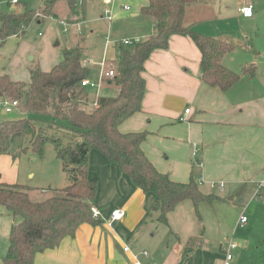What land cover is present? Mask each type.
I'll return each instance as SVG.
<instances>
[{"label":"crops","instance_id":"0c3cea01","mask_svg":"<svg viewBox=\"0 0 264 264\" xmlns=\"http://www.w3.org/2000/svg\"><path fill=\"white\" fill-rule=\"evenodd\" d=\"M101 2L100 19L107 7ZM243 5L235 7L236 15L251 20L254 10L251 18H244L239 13ZM194 6L186 9V26L235 43L226 35H213L210 29L198 27L194 20L188 22ZM64 19L80 27L86 21L85 9L79 10L76 18L65 11ZM156 32L155 23L143 40ZM78 41L75 44L82 46L83 40ZM106 43L108 55L102 62L114 64L113 46L109 40ZM253 49L250 46L246 51L256 57ZM200 59L199 50L188 37L171 36L168 48L154 51L144 64L141 111L122 122L118 130L122 134L146 133L141 149L158 172L176 183H187L192 178L203 194L218 199L201 202L198 214L191 201H184L167 214V224L159 223V214L153 210L156 197L144 194L116 165L91 151L88 175L97 184L92 207L100 212L98 220L81 224L73 237H65L56 248L36 254L33 264H134L136 260L141 264H223V249L230 241L237 245L231 264H264V70L261 73L254 64L253 77L243 75L228 91L221 92L202 82ZM250 63H255L253 58L236 53V49L222 59V64L234 72ZM105 87L113 93L109 97L116 95L115 87ZM185 109H190L189 114L185 115ZM181 117L186 121L181 122ZM28 175L34 179L33 173ZM43 181L52 185L54 180L46 175ZM0 182L20 183L17 158L0 156ZM211 183L224 186L212 188ZM237 194L243 199L239 207L232 208L234 214L227 202L239 198ZM117 209L124 216L109 228L106 222ZM241 216L247 219L242 227ZM16 222L18 219L0 207L1 239L8 242ZM125 246H129V252L123 251ZM7 247L0 250V264Z\"/></svg>","mask_w":264,"mask_h":264},{"label":"trees","instance_id":"16d2710c","mask_svg":"<svg viewBox=\"0 0 264 264\" xmlns=\"http://www.w3.org/2000/svg\"><path fill=\"white\" fill-rule=\"evenodd\" d=\"M43 1L38 15L27 7L18 14L0 12L1 44L9 37H20L35 19L58 18L55 7L59 2L69 16L76 18L77 5L86 0ZM202 1L146 0L140 14L155 20L156 34L132 47L119 44L120 61L116 68L113 64L114 76L104 79L105 85H112L117 93L114 97H98L90 111L86 110L88 86H81L82 81L89 80L90 70L83 66L80 43L66 48L62 60L49 71L31 70L27 83L0 75V102L15 101L22 113L18 120L0 122V156L16 159L30 148L42 158L46 143L51 141L69 182L42 201L32 200L27 187L0 182V207L18 219L10 229L2 264H33L36 254L56 248L65 237H73L81 224L96 222L90 211L97 194V184L88 175L91 151L99 152L116 165L144 194L156 197L153 210L159 214V223L167 224V214L184 201H191L198 214L201 202L218 199L203 194L192 178L187 183H176L158 172L141 149L146 133L122 134L118 130L122 122L141 111L144 64L154 51L168 48L171 36H185L195 44L201 55V80L211 88L226 92L241 76H254V64L241 66L239 72L222 64L223 57L237 49L235 43L225 37L203 35L185 25L186 9ZM67 20L68 24H75ZM46 128L65 129L75 138L63 146L60 138L49 139L45 135ZM25 137H30L28 147L21 144ZM13 145L18 147L16 153L12 151Z\"/></svg>","mask_w":264,"mask_h":264},{"label":"rangeland","instance_id":"374dc122","mask_svg":"<svg viewBox=\"0 0 264 264\" xmlns=\"http://www.w3.org/2000/svg\"><path fill=\"white\" fill-rule=\"evenodd\" d=\"M101 1L86 0L85 3L77 5L78 10L84 8L86 13V21L80 25L79 30L73 27L77 24H69L68 27L60 24V22L67 23V21L64 19L65 6L62 2H59L55 7L58 18L35 19L20 37L12 36L7 38L3 44L0 42V74H7L14 81L27 83L29 80L28 74L31 70L49 71L62 60V54L66 48H72L76 40H83L81 56L84 61L90 62L88 66L90 70L89 80L94 84V87L88 86L85 90L89 98V100L87 99L86 110L90 111L92 109V104L98 97L113 95L110 89L105 87L103 74L106 68L105 66L102 67L103 65L100 63L103 61L102 58L106 59L108 55L105 51L108 49L106 40H109L110 45L113 46L117 60L114 63L116 68L117 63L120 61L118 42L126 41L128 43L127 47H132L146 36H149L151 25L154 24L155 27L156 22L153 23L155 20L152 18L139 15L140 8L145 5L146 0H113L112 7H110L113 18L109 20L106 15H103L100 19ZM239 4L250 5L253 8L254 17L251 20L238 18L235 7ZM43 6V0H0V12L5 15L21 13L25 7L38 15ZM114 6L116 7L115 11ZM123 6H129L130 11H124ZM191 12L192 16L189 15L188 22L193 20V22H198V27L210 29L213 35L223 34L228 36L238 46L236 53L251 56L255 63L250 64L257 65L261 69V73L263 72L264 0H203L194 6ZM132 14H138V16L132 17ZM245 46L248 49L250 46L253 47V51L257 53L256 57L251 54V51H246L248 49H244ZM1 111L0 104V121L22 118V113L17 108L4 115ZM45 130V135L49 139L56 136L54 138H60L63 146H66L75 138L72 133L70 134L65 129L46 128ZM29 142L30 137H25L21 144L28 147ZM12 151L14 153L18 151L17 145H13ZM17 160L20 167V183L18 185L29 189L32 200H45L54 194L53 188L59 190L69 184L62 170V162L56 157L55 148L51 141L46 143L42 158L28 148L25 153L19 155ZM29 173L34 174L33 180L28 177ZM46 175H50L54 180L52 185H45L43 177ZM251 188L252 186L249 185L248 191ZM41 190L47 193L41 195ZM241 199L243 198L239 197L234 201L228 200V207L231 210L236 206L239 207ZM232 212L235 214L234 209ZM5 246H8V242L0 238V250L6 248Z\"/></svg>","mask_w":264,"mask_h":264},{"label":"built area","instance_id":"2783aa9c","mask_svg":"<svg viewBox=\"0 0 264 264\" xmlns=\"http://www.w3.org/2000/svg\"><path fill=\"white\" fill-rule=\"evenodd\" d=\"M102 1L107 6L106 9L104 10V15H106L108 17V19L110 20V19L113 18V12L110 9V7H111V5L113 3V0H102ZM13 2H15V1H13ZM123 10L129 12L130 11V7L124 6ZM239 13L244 18H251L253 16V8L250 5H244V6H242L239 9ZM60 24H62L65 27L69 26L68 23H64V22H60ZM73 27H76L77 30L80 29V27L78 25L77 26L73 25ZM120 44L124 45V46L128 45V43L126 41H121ZM88 64L89 63L87 61H83V66H87ZM101 65H103L102 67L105 66V68H106V71H104L103 76L110 77V78L114 76L113 64L102 62ZM81 86H83V87H86V86L94 87V84L91 83L90 80H84V81H82ZM0 104H1L2 110H3V112L5 114L11 113L18 106L17 102L11 101V100H8V99L2 100L0 102ZM189 112H190V109H185L184 113L186 115V114H189ZM179 120L181 122H183V121H186V118L185 117H181ZM196 156H197V151L194 150L193 151V158H196ZM200 182H202V179L198 183H200ZM216 186L222 188L224 186V184L223 183H218V184L217 183H211V187L212 188H215ZM90 211H91V218L94 221H97L99 216H100V212L97 209H95L94 207H91ZM123 216H124V212L122 210L117 209V210L112 211L111 214H110L109 220L106 222V225L109 228H112L113 227V223H116V221H119ZM246 221H247L246 217L241 216L240 219H239V226L242 227L246 223ZM236 247H237V245L234 242H232V241L227 243V245L223 249V251H224L223 264H231V261L233 259L232 251ZM129 250H130L129 246L123 247V251L124 252H129ZM142 254L144 256L147 255L146 252H143ZM134 264H141V263L136 260Z\"/></svg>","mask_w":264,"mask_h":264},{"label":"water","instance_id":"95a60500","mask_svg":"<svg viewBox=\"0 0 264 264\" xmlns=\"http://www.w3.org/2000/svg\"><path fill=\"white\" fill-rule=\"evenodd\" d=\"M243 190H244V189H243V187H242L240 193L243 192ZM240 193H239V194H240ZM239 194H237L236 197H239ZM233 198H234V197H230V200H232ZM113 225H114V223H113Z\"/></svg>","mask_w":264,"mask_h":264}]
</instances>
